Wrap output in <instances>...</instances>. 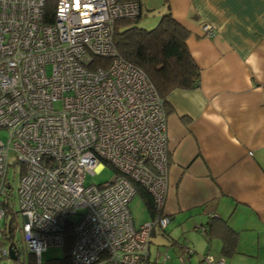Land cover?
Returning a JSON list of instances; mask_svg holds the SVG:
<instances>
[{
  "label": "built area",
  "instance_id": "built-area-1",
  "mask_svg": "<svg viewBox=\"0 0 264 264\" xmlns=\"http://www.w3.org/2000/svg\"><path fill=\"white\" fill-rule=\"evenodd\" d=\"M46 4L0 0V128L7 133L0 139V220L21 214L33 264L47 247H63L68 223L72 264H161L150 259L149 243L154 227L169 222L166 112L146 74L113 46L114 21L137 16L139 0H54L51 11ZM202 29L213 33L209 24ZM94 56L108 62L93 65ZM9 153L20 166L17 211L6 179ZM104 164L112 177L84 184ZM136 185L154 205L137 227L128 209ZM12 225L0 222V236L13 233ZM5 258L29 264L15 243L0 242V264Z\"/></svg>",
  "mask_w": 264,
  "mask_h": 264
},
{
  "label": "crops",
  "instance_id": "crops-1",
  "mask_svg": "<svg viewBox=\"0 0 264 264\" xmlns=\"http://www.w3.org/2000/svg\"><path fill=\"white\" fill-rule=\"evenodd\" d=\"M139 2L141 14L168 10L189 31L199 73L195 88L166 97L168 223L182 225L196 258L264 264V0ZM212 218L237 232L230 254L201 232Z\"/></svg>",
  "mask_w": 264,
  "mask_h": 264
},
{
  "label": "trees",
  "instance_id": "trees-1",
  "mask_svg": "<svg viewBox=\"0 0 264 264\" xmlns=\"http://www.w3.org/2000/svg\"><path fill=\"white\" fill-rule=\"evenodd\" d=\"M46 6L47 10L51 11L54 0H47ZM141 15L140 10L137 16L114 21L113 46L125 61L139 67L146 74L157 95L163 100L166 111V97L172 90L192 89L199 82L198 67L186 44L189 31L168 10L160 15L156 25L150 29L137 25ZM92 62L93 65H105L108 58L94 56ZM135 193L139 194L152 217V196L141 185H136ZM71 228L70 223L64 228L63 257L51 261L50 264H72L69 256L74 238ZM203 235L208 240L215 235L219 236L223 254H230L235 249L237 232L229 227L225 220L212 218L204 226ZM33 261L31 256L29 264H33Z\"/></svg>",
  "mask_w": 264,
  "mask_h": 264
},
{
  "label": "rangeland",
  "instance_id": "rangeland-1",
  "mask_svg": "<svg viewBox=\"0 0 264 264\" xmlns=\"http://www.w3.org/2000/svg\"><path fill=\"white\" fill-rule=\"evenodd\" d=\"M153 12L143 13L141 18H138L136 22L137 25L150 29L156 25L157 17L159 15H152ZM157 12H154L156 14ZM157 19V20H156ZM155 21V22H154ZM55 107L59 106V102H55ZM0 139L3 141L7 140L6 130L0 128ZM14 155L13 153H9L8 155V163H10L7 167L6 179L9 182L8 192L10 194V198L13 201L14 210H18L17 203V187H18V178L20 173V166L18 163H13ZM113 175V170L109 165L104 164L101 169L96 171L93 174H86L84 177V184L89 183H100L105 180H109ZM128 209L130 215L132 217L134 225L137 227L144 221H148L151 219L149 212L146 210V207L139 196L138 193H135L132 198L128 202ZM82 211V209H79ZM12 219V229L14 228V232L10 233L7 230H4V235L0 236V242L4 245L9 243H15L16 247L19 249V259L24 263H28L30 261V254L25 246V241L23 238V234L18 226L21 225L23 218L21 214L17 211L15 216L8 214L4 219L0 220L1 224L5 221ZM72 219H76L72 217ZM15 226V227H14ZM182 225L171 226L168 223L165 228H161L156 225L154 227V232L150 236L149 243V257L150 259H156L160 261L163 257L168 255V259L161 262L162 264H189V261H192V264H207L206 261L201 258H196L193 249L191 248L189 242L186 241V234L183 231ZM12 235L11 237L9 235ZM176 235L174 239L177 242H173V237ZM64 255L63 249L58 246H49L46 250L42 251L40 254V264H50L51 261L61 259ZM2 264H8V260L5 258L2 260Z\"/></svg>",
  "mask_w": 264,
  "mask_h": 264
},
{
  "label": "water",
  "instance_id": "water-1",
  "mask_svg": "<svg viewBox=\"0 0 264 264\" xmlns=\"http://www.w3.org/2000/svg\"><path fill=\"white\" fill-rule=\"evenodd\" d=\"M8 254H9V257L11 259H15L16 258L15 252H14V250H13V248L11 246L8 249ZM9 264H13V263H9Z\"/></svg>",
  "mask_w": 264,
  "mask_h": 264
}]
</instances>
